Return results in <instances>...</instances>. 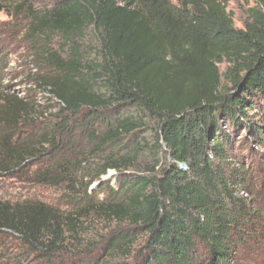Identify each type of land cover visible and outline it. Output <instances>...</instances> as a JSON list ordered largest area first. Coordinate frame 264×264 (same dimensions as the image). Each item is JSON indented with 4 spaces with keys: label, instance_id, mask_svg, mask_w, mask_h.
<instances>
[{
    "label": "trees",
    "instance_id": "trees-1",
    "mask_svg": "<svg viewBox=\"0 0 264 264\" xmlns=\"http://www.w3.org/2000/svg\"><path fill=\"white\" fill-rule=\"evenodd\" d=\"M33 1L11 2L29 89L0 87V180L24 173L60 197H0V249L40 264H237L264 232V0L242 29L229 0Z\"/></svg>",
    "mask_w": 264,
    "mask_h": 264
},
{
    "label": "rangeland",
    "instance_id": "rangeland-1",
    "mask_svg": "<svg viewBox=\"0 0 264 264\" xmlns=\"http://www.w3.org/2000/svg\"><path fill=\"white\" fill-rule=\"evenodd\" d=\"M12 0H0V87H5L19 95H25L29 87L23 85V72L28 70L29 50L27 44L21 40L23 34L22 16L15 14L16 3ZM34 8L43 9L50 6L48 0H34ZM253 0L243 3L240 0H229L227 11L232 16L233 24L236 29H242L246 19V11L254 7ZM225 65L220 66V71H225ZM8 87V88H7ZM36 100L40 101L39 96ZM55 110H52V114ZM115 174L109 171L102 180H109ZM26 176L18 174L16 179L0 180V197L5 200L28 199L33 201H45L57 204L60 195L55 190L28 187L24 184ZM261 194V196H259ZM256 206L262 210L264 217V190L259 187L254 196ZM262 238L253 239L246 242L243 249L238 253L237 264H264V232ZM0 249V264H40L32 263L27 253H22L13 244L14 241L8 240ZM5 251V252H3Z\"/></svg>",
    "mask_w": 264,
    "mask_h": 264
}]
</instances>
